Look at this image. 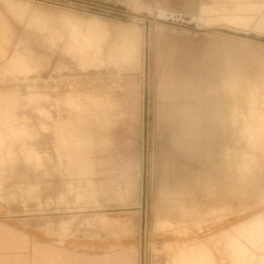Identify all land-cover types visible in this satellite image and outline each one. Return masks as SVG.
Instances as JSON below:
<instances>
[{
  "label": "rangeland",
  "instance_id": "rangeland-1",
  "mask_svg": "<svg viewBox=\"0 0 264 264\" xmlns=\"http://www.w3.org/2000/svg\"><path fill=\"white\" fill-rule=\"evenodd\" d=\"M218 1L0 0V242L264 264V157L225 172L224 150L245 147L203 94L215 69L260 97L264 34L194 20ZM123 26L139 48L118 68Z\"/></svg>",
  "mask_w": 264,
  "mask_h": 264
},
{
  "label": "crops",
  "instance_id": "crops-1",
  "mask_svg": "<svg viewBox=\"0 0 264 264\" xmlns=\"http://www.w3.org/2000/svg\"><path fill=\"white\" fill-rule=\"evenodd\" d=\"M123 31L125 34V45L127 44V48H131V51L135 50L136 53L139 48V40L129 35V28L127 26H123ZM122 51L114 53L111 56V62L121 65L120 67L115 65V67L125 68L121 63L122 60L124 62L127 60V58L125 59L126 56L123 55H127L126 52L128 50L124 49ZM113 56L118 58H113ZM116 60L120 62H116ZM203 94L205 96V93ZM207 96L208 94L205 97ZM215 100L217 102H224L221 97ZM231 102L234 103L235 101L232 100ZM260 105L263 109L250 111L248 115H240L237 112L233 113L231 122L232 126L235 127V131L231 136V140L235 144L242 143L245 148L240 151L231 148L224 150L221 158L226 161L224 164L226 173L235 171L238 175L246 178L255 169L259 168L260 162L258 156L264 157V101L260 102ZM239 119H247V125H237L236 123ZM6 161V159L0 157V166L5 165ZM1 232L3 231H0V235ZM0 254H2L0 255V264H139L138 252L136 250H119L101 255H89L67 251L57 243L40 246L25 239L0 242Z\"/></svg>",
  "mask_w": 264,
  "mask_h": 264
},
{
  "label": "bare ground",
  "instance_id": "bare-ground-1",
  "mask_svg": "<svg viewBox=\"0 0 264 264\" xmlns=\"http://www.w3.org/2000/svg\"><path fill=\"white\" fill-rule=\"evenodd\" d=\"M225 5H231V7H230L231 9H229V8L227 9V7ZM153 9H155V8H153ZM196 10H199V11H198V14L196 15L195 19H194V17H193V19L195 21L201 22L204 26H211V24L213 25V23L216 22V21H223V22H225V23H223L224 25H226V23H227L228 25H231L232 27L235 26V27H239V28H242V29H245V30L246 29L247 30H251V31L256 32V33H259V34H264V0H228V2H226V3L225 2L224 3L223 2H220V0H219L217 3H215V5H211V6L210 5H201L200 8L199 9H196ZM157 14L160 17H165V16L174 17L172 13H167V12H165L162 9H158ZM139 21L141 23V20H139ZM128 26L130 28H132V29L140 30L139 27L137 26V24H135L133 22L130 23V24H128ZM128 26H127V28H128ZM214 26H216V25H214ZM203 29H205V28H203ZM131 32H133V31H131ZM126 46H127V44H126ZM129 49H127V50L129 52H131V48H129ZM127 52H126V54H127ZM129 55L128 54L127 55L124 54L123 56H129ZM123 56H121V57H123ZM114 57L115 56H113V58ZM113 58H112V60H113ZM115 58L117 59L118 57H115ZM125 59H126V57H125ZM129 59H128V61H129ZM121 60H122V58H121ZM118 61H116V62H118ZM122 62H124V61L122 60ZM126 63H127V61H126ZM117 65L119 67L121 66L120 64H117ZM123 65L124 64H122V66ZM128 66L131 67L130 64ZM130 67H128V68H130ZM214 70H210V74L208 76L209 84H211V86L212 85L216 86L217 84L215 82L218 81V82H220V85L221 86L220 85L218 86L219 89H217V87H213L212 86L211 89H208L209 93H207V94H208V96H212L215 99L221 97L224 100V102H218V104L220 105V107H222L224 105V103H225L227 105V107L230 108V110L232 111L231 113H236L237 112V114H240V115H244V114L248 115V112H250V111H257V110L263 109V107H260L261 106L260 105V102L264 101V92H263V94H261L262 96L260 95V97H259V95H256L255 94V93H258V92L257 91L254 92L253 91L254 90V86L253 87H245V86H240L238 84L241 79H246L248 81H251L249 78L240 77L239 73H235V74H233V73L224 74V73H222L220 71V73L218 74L217 71H214ZM223 87H224V90H223L224 92H222ZM234 89H237L238 91L240 90L241 91V94H239V96H236L234 94V92H236V91H234ZM247 92H250V93H247ZM258 94H260V92ZM205 96H206V94H205ZM232 100H235V102L234 103L231 102ZM214 104H216V103L214 102ZM199 109H200V107H199ZM217 109H219V108H217ZM221 109L222 108H220L219 110H221ZM182 121H184V120H182ZM228 122L230 123V120ZM236 124L239 125V126H246L247 125V119H239ZM262 133H263V131H262ZM258 134H259V132H258ZM255 137H256V135H255ZM83 145H84V143H83ZM81 148H83V147H81ZM104 224L112 225L113 226V223L109 219H107Z\"/></svg>",
  "mask_w": 264,
  "mask_h": 264
}]
</instances>
